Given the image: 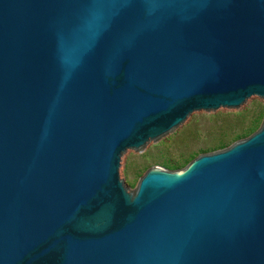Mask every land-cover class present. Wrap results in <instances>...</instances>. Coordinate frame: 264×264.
<instances>
[{
    "label": "water",
    "instance_id": "1",
    "mask_svg": "<svg viewBox=\"0 0 264 264\" xmlns=\"http://www.w3.org/2000/svg\"><path fill=\"white\" fill-rule=\"evenodd\" d=\"M253 96L264 0H0V264H264V114L132 191L118 172Z\"/></svg>",
    "mask_w": 264,
    "mask_h": 264
},
{
    "label": "rangeland",
    "instance_id": "2",
    "mask_svg": "<svg viewBox=\"0 0 264 264\" xmlns=\"http://www.w3.org/2000/svg\"><path fill=\"white\" fill-rule=\"evenodd\" d=\"M257 114H261V119L257 126L258 129L263 118L264 106L262 100L256 96L249 98L238 110L220 109L210 114L203 112L193 113L173 133L157 143L147 144L142 152L126 151L121 156L118 170L119 178L132 191L146 170L162 167L161 163L163 161H175L181 155L192 154L196 157L202 154L198 150L204 148L218 136L215 133V126H219L223 120L230 121L232 129H236L241 125H246L251 117ZM193 159H189V162Z\"/></svg>",
    "mask_w": 264,
    "mask_h": 264
},
{
    "label": "trees",
    "instance_id": "3",
    "mask_svg": "<svg viewBox=\"0 0 264 264\" xmlns=\"http://www.w3.org/2000/svg\"><path fill=\"white\" fill-rule=\"evenodd\" d=\"M241 116V114H239ZM261 119V114H257L249 120L246 125H241L236 129H232V124L228 120H223V122L219 126L216 127L215 133H217V137L207 144L204 148L199 149V153H209L217 150L224 149L231 145L233 142L246 138L250 134H252L259 124ZM195 156L192 154L181 155L177 160H165L161 163L163 168L168 170H178L181 167L185 166L189 159H193Z\"/></svg>",
    "mask_w": 264,
    "mask_h": 264
}]
</instances>
